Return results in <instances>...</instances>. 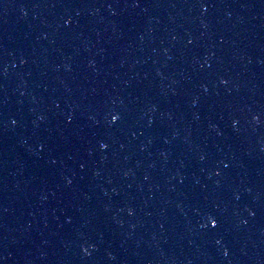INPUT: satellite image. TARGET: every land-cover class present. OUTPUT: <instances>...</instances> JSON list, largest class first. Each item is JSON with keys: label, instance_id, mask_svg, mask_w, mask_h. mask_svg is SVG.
<instances>
[{"label": "water", "instance_id": "1", "mask_svg": "<svg viewBox=\"0 0 264 264\" xmlns=\"http://www.w3.org/2000/svg\"><path fill=\"white\" fill-rule=\"evenodd\" d=\"M0 264H264V0H0Z\"/></svg>", "mask_w": 264, "mask_h": 264}, {"label": "snow or ice", "instance_id": "2", "mask_svg": "<svg viewBox=\"0 0 264 264\" xmlns=\"http://www.w3.org/2000/svg\"><path fill=\"white\" fill-rule=\"evenodd\" d=\"M119 119V115H113L112 116V120L115 122V121H117ZM101 147H103V148H107L108 147V145L107 144H103V145H101ZM208 221L210 222V225L213 227V228H215L217 225H218V223H217V219L216 218H214V217H212V216H209L208 218ZM205 226H207V225H205ZM85 251H87V249H85Z\"/></svg>", "mask_w": 264, "mask_h": 264}]
</instances>
